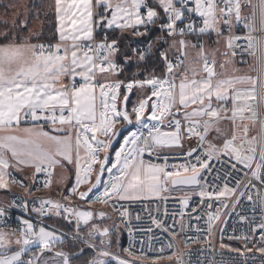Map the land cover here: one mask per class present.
Listing matches in <instances>:
<instances>
[{
	"label": "snow or ice",
	"instance_id": "1",
	"mask_svg": "<svg viewBox=\"0 0 264 264\" xmlns=\"http://www.w3.org/2000/svg\"><path fill=\"white\" fill-rule=\"evenodd\" d=\"M244 4L253 9L248 17L242 16L241 0H154V3L149 0H55L58 42L0 45V189L16 185L30 196L28 184L16 179L9 169L23 172L31 168L34 170L33 179L46 173L49 178L43 187L48 188L53 169L62 167V161H67L76 165V174L75 186L64 197L66 201H71L73 195L85 200L93 188L103 183L101 177L105 172L109 179L104 183L103 191L88 201L90 204L106 205L114 199L132 201L158 196L167 190L166 184L199 186V196L210 198L213 193L201 184L200 172L202 169L211 171L210 161L216 160L230 165V172L237 170V165L242 166L239 171L243 175L233 187L225 183L224 190L218 192V197L233 198L230 212H235L242 198L264 208V37L251 35L257 30V24L264 33V0H258L255 5L252 0H244ZM193 14L201 18L202 26L197 27ZM241 21L249 29L248 47L258 60L255 77L214 80L216 73L211 65L215 62L210 64L203 54V44H192L200 49L203 72L207 74L201 79H196L199 75L196 68H185L177 85L174 69L183 61L178 59L173 63L166 51L159 53L166 68L165 75L128 82L120 106L119 90L124 82L96 79L98 73L111 76L120 71L118 60L127 63L135 54L143 61L151 52L152 44H149L146 50L133 48L129 53L130 45L122 47L123 39L114 34L116 30L120 33L131 30L133 36L141 37L147 36L150 29L158 25L172 39L170 47L186 56L184 50L189 42L183 37L187 34H203L211 29L223 35L221 25L230 33L233 24ZM4 39H8L7 33ZM238 39L239 36L229 35L226 46L231 49L233 41ZM156 41L168 42L164 36H158ZM77 77L83 82L77 84ZM65 78L69 83H65ZM134 86L140 89L151 86V94L129 110L127 93H131ZM153 97L156 100L150 104ZM229 102L231 108L227 107ZM146 112L148 116H145ZM165 120H169L173 131H161ZM222 120L229 121L233 128L222 147H217L207 140V136L213 130L221 132L219 124ZM22 121L31 123V126L21 127ZM134 122L137 130L123 138L122 146L114 152V161L106 167L109 148L114 138L120 135L117 124L132 125ZM45 125H51V128L46 131ZM252 129H255V135H250ZM192 137H196L201 146L207 143L206 160L200 159L201 153L197 149L179 153L185 161L179 165H169L167 155L162 157L165 161L162 165L146 163L143 159L145 153L160 158L162 148H183L182 141ZM82 150L84 155H81ZM100 153L104 155L101 157ZM257 156L259 162H256ZM189 157L194 163L189 162ZM95 165H99V171L92 183ZM169 167L173 170L166 171ZM113 169L117 170L116 173ZM81 185L89 187L86 191H78ZM35 191H40V187ZM19 201L17 203L14 198L11 204L0 205V220L8 216L11 208H20L25 214L32 212L37 217L53 214L62 217L69 224L74 222V230L69 235L49 230L39 220L34 224L31 219L20 218V228L7 232L0 229V264H73V256L79 257L84 248L74 254L57 247L64 245L66 240L78 241L96 250V257L86 264H106L107 257L117 260L118 264H129L103 247L106 242L111 243L107 240L110 229L94 222L96 214L93 211H78L70 203L51 199L38 198L31 202V206L26 199L19 198ZM183 203L187 206L188 199L185 198ZM224 207L229 208V204L225 203ZM207 208H211V203ZM98 215L103 219L107 214L100 212ZM120 216L126 217L128 212L121 211ZM206 216L209 235L216 221L221 225L226 223L221 219L219 209L206 213ZM199 218L197 215L196 219ZM136 219H139L138 214ZM239 219L246 221L248 217L240 216ZM153 223L169 234L168 247L176 249L177 264H185L183 258L189 253L183 251L177 242V237L185 232L184 225L174 227L157 219H153ZM257 229L260 230L257 251L264 253V219L253 231ZM98 236L101 237L100 246L93 242ZM238 238L250 239L247 236ZM182 239L184 248L200 242L192 241L186 235ZM13 243L17 249L11 251ZM31 245L41 246V250L25 259L31 252ZM220 247L227 245L221 243Z\"/></svg>",
	"mask_w": 264,
	"mask_h": 264
},
{
	"label": "built area",
	"instance_id": "2",
	"mask_svg": "<svg viewBox=\"0 0 264 264\" xmlns=\"http://www.w3.org/2000/svg\"><path fill=\"white\" fill-rule=\"evenodd\" d=\"M241 2L242 16H250L253 9L244 4V0H241ZM257 3L258 0H252L253 5ZM192 19L195 20L197 27L202 26L201 18L197 14H193ZM140 30L143 31V27H141ZM221 31L224 33L223 35H218L214 30L210 29L203 34L196 32L187 34L183 38L193 44H203V48L206 44L222 42L225 46V53H227L226 56L236 58L242 63H252L254 71L256 72L255 69L258 60L251 54V49L248 47L249 42L247 37L249 35V29L245 27L244 22L241 21L240 23H234L230 33L227 31L226 26L221 25ZM229 35L240 37V39L233 41V47L231 49L226 46V39ZM251 35L257 38L264 37V33L260 31L258 24L257 30L251 33ZM158 36H164L168 42L164 43L163 41H156ZM136 38H148L143 46L138 47L141 51L146 50L148 45L152 44L151 52L146 55V58L151 56L156 47L159 48V52L166 51L170 58L169 46L172 43V39L168 38L165 33L159 29L158 25L153 26L147 36ZM154 41L155 43H153ZM197 49L199 48L197 47ZM177 60V58H174V63ZM120 69V71L113 75H119L120 72H122L123 67L121 65ZM80 83H82V81L77 84ZM165 126L169 127V120L165 122ZM198 144L199 145L196 149L201 153L200 159L202 161L206 160L207 145L204 144L201 146L200 143ZM178 154H160V158H158L157 156H150L145 153L143 159L146 163L151 162L162 165L165 163L162 157L167 155L169 157L167 161L169 165H179L185 161ZM188 160L189 162L194 163L190 157ZM256 162H259L258 156ZM241 167L242 166L237 165V170L230 172V165L227 163L221 164L216 160L210 161L211 171L202 169L200 172L201 184L204 185V188L207 191L213 193L210 198H201L199 196V186L195 188L174 189L171 184H166L165 187L167 190L164 191L159 198L142 199L132 202H113L111 204V209H113L117 215V222H119L123 229V234L126 236V244L124 245L123 253L112 251L110 247L111 243H105L103 247L120 259L128 261L130 264H136L138 262L143 263L142 260L165 261L163 264H177L176 256L174 255L176 249L168 247V242L170 240L169 234L164 232L161 228H157L153 223V219H157L162 220L166 225L174 227H179L181 224L184 225L185 232L182 233L180 237H177V242L183 251L189 253V255H186L183 258L185 264H264V253L257 251V248L260 247V243L258 242L260 230L257 229L256 231H253V228L264 219V208L259 204L254 205L253 202L242 198L240 204L236 207L235 212H230L233 198L227 196L218 197V192L224 190L225 183H227L228 187H233L236 180L242 177L243 173L239 171ZM172 170L171 167L166 169V171ZM244 171L248 172L249 170L244 169ZM12 174L16 179L24 180L16 173ZM188 175H190V173H188ZM48 178L49 177L46 173H40L30 184L24 180L28 184L29 190L32 194L30 196L26 195L24 191L13 193L6 199L0 198V205H9L14 198H16L17 203L20 202L19 198L26 199L30 202V206L31 202L38 198L46 199L47 197L45 194H47L50 187L44 188L43 183ZM52 182L53 173L51 176V183ZM256 183L257 187H260L259 183ZM16 187L19 188L18 186ZM37 187H40V191H35V188ZM185 198L188 199L187 206L183 203ZM63 203H70L72 207L76 208L72 199L71 201L64 200ZM208 203H211L210 209L207 208ZM225 203L229 204V208L224 207ZM113 205H115V208ZM217 209L221 212V219L226 221V223L221 225L219 221H216L213 225L212 233L209 235L206 213L210 211L214 212ZM121 211H127L128 216L121 218ZM137 214L139 215V219H136ZM197 215L200 217L199 220L196 219ZM240 216H246L248 217V220L241 221L239 219ZM20 218L31 219L34 224L39 220L45 227H48L49 230L55 229L58 232H64L69 235L73 233V231H66L65 229L60 228L57 224H53L49 221V219H58L69 224L62 217H57L54 214L50 217H37V215L32 212L25 214L20 208H11L9 210L8 216L3 220H0V229L10 231L20 228ZM122 219L124 221L123 223L121 222ZM174 220L176 221L175 225L173 224ZM70 225H72L74 230V222ZM37 227H39V224H37ZM148 229H151V231ZM184 235L192 241L199 240L200 242H193L189 248H184L182 239ZM244 236L250 237V239L238 238ZM100 240L101 237L98 236L93 242L100 246ZM65 242L76 244L80 248H84V250L90 249L97 254L96 250L88 248L86 245L81 244L78 241L66 240ZM221 243L227 245V247L221 248ZM248 248L252 249V251H247ZM233 249H239L240 251H233ZM129 252H131L132 255H129ZM169 256H172L173 258L167 259ZM110 259L112 258H105L106 261Z\"/></svg>",
	"mask_w": 264,
	"mask_h": 264
},
{
	"label": "rangeland",
	"instance_id": "3",
	"mask_svg": "<svg viewBox=\"0 0 264 264\" xmlns=\"http://www.w3.org/2000/svg\"><path fill=\"white\" fill-rule=\"evenodd\" d=\"M116 2V0H114ZM55 0H0V45H3L5 43H24V42H30V43H43V44H50V43H44L39 42L40 37L43 35H46L48 39L51 37V33L54 31L57 37V41H59V34H58V21L55 13ZM53 25V27H52ZM8 34V39H4V34ZM125 33H131V31L125 32ZM133 36V35H132ZM12 41V42H10ZM19 41V42H17ZM55 42V43H56ZM54 44V43H51ZM239 60L236 58H228L226 62L228 64L231 62L232 64L237 66L236 63ZM225 62V63H226ZM224 64V62H223ZM238 64V63H237ZM253 64L249 62V67ZM257 73L254 71L252 73V76L255 77ZM246 87V86H245ZM120 92V91H119ZM118 106H119V100H118ZM25 126H31V125H21V127ZM51 128V126H49ZM232 124L229 121H223L221 126V132L222 134L226 132H232ZM46 131L49 129H45ZM136 129H132V131H135ZM250 135H255V129L251 130ZM221 136V135H220ZM223 139L221 142H218L217 147H222L223 145ZM114 152L109 150V164L106 165V167L111 166V162L114 161ZM104 154L100 153V156L102 157ZM73 156L75 158V153H73ZM67 162V161H66ZM68 163V162H67ZM70 166H73L76 172V165L74 163H69ZM62 167L57 166L54 168V182L51 183L49 191L47 192L48 195H56V197H61L60 195H64V193H68V189L65 186L58 187L54 183H64L69 178V171H68V165H66L65 161H62ZM96 169V172L93 173L92 177V183L95 182V175L99 171V165L94 166ZM117 168H119V165H117ZM12 173H18L28 184L32 183L33 177V169L26 168L23 172L15 171L13 169H9ZM116 169H113V173H116ZM102 184L94 189L93 196L89 197V199L80 200L78 195H73L74 200L79 202V205H77L79 208H84L87 206L81 205V201H84L88 203V205H91L92 207H95L97 205H101L100 203L90 204L89 200H94L97 195H99L103 191V185L106 183L109 179V174L107 172L104 173V175L101 177ZM75 186V184H74ZM89 185H81L78 188V191H86ZM19 191H23V189L17 188L15 185H11L9 189H0V198H8L9 195H12L13 193H17ZM56 199V198H55ZM88 208H90L88 206ZM112 208V207H111ZM110 207H107L106 209L96 210L92 209L95 217L94 222L97 224H100L102 227L106 226L110 229V233L112 231H115L116 234L121 235L123 233V229L120 226L119 222H117V215L114 212L113 209ZM91 209V208H90ZM78 210V208H77ZM104 212L106 213V217L101 220L99 217V213ZM7 232V231H6ZM111 235V234H110ZM15 237H13V240ZM111 243L114 242V236H110ZM16 245L13 243L11 245V251ZM35 245H31L30 248L34 247ZM58 248L62 247L65 251H70L72 253H78L79 249L77 251L73 250V248H67L65 246H57ZM112 251L119 253L118 250L115 248V246L110 245ZM16 250V249H14ZM13 250V251H14ZM33 253V250L31 249V252L28 254ZM82 256V253L79 255ZM96 254H91L90 258L86 260L85 262L80 261V264H86L87 261H90L91 259L95 258ZM77 257L73 256V260H75ZM143 263L138 262L136 264H163L165 261H150V260H142ZM75 264V263H74ZM116 264V263H114Z\"/></svg>",
	"mask_w": 264,
	"mask_h": 264
},
{
	"label": "crops",
	"instance_id": "4",
	"mask_svg": "<svg viewBox=\"0 0 264 264\" xmlns=\"http://www.w3.org/2000/svg\"><path fill=\"white\" fill-rule=\"evenodd\" d=\"M119 31V30H118ZM131 31V30H129ZM193 43L189 42L188 43V47L184 50L186 51V56H181L180 52L177 51V49L175 48H172L170 47V60L173 61L174 58H177V59H180L183 61V63L179 66V68H175L174 71L177 72V77H176V84L178 85L180 83V78L181 76L183 75V71L185 68H196L199 75L196 76V79H201L202 77H206V73L203 72V59H202V56H201V53H200V49H197V48H194L192 47ZM137 49V48H136ZM204 50V55L207 56L208 58V61L209 62H212L214 61L215 63L211 66H213L214 68V71L216 73V76L213 78L214 80L215 79H231V78H235V77H243V76H252V73L254 72V68L252 67H249L248 64L249 63H242L240 61H238L236 63V67L234 64H232L231 62L228 64V62H226L228 60V56L225 55V46L222 42H219V43H214V44H206V46L203 48ZM134 59L135 60H139L137 58V56L134 54ZM224 62V64H223ZM226 62V63H225ZM174 63V61H173ZM253 66V65H252ZM166 73V70L164 71V73L162 75H156V74H151V75H148L145 79H148V78H151L152 76H156V77H161L163 75H165ZM189 76L191 77V72H189ZM97 81H108V82H116V81H123L124 83L122 84L121 88H120V97L121 99L119 100V106L122 102V97L124 94H126L127 92V89H126V84L128 82H130L129 80H120L119 79V76L118 75H111V76H102L100 75L99 73L97 74V77H96ZM144 79V80H145ZM134 80H139L137 78V76L135 77V79L131 80V81H134ZM82 81L80 77H77L76 79V83ZM83 82V81H82ZM65 83H69L68 81V78H65ZM165 87H167V85H165ZM97 91H99V89H97ZM177 91H178V88H177ZM129 95V101H128V109L131 110V108L136 105L140 100L144 99L145 97H147L148 95L151 94V86H145L144 89H140L138 86H134L133 89H132V92L131 93H127ZM156 100V97H153L152 98V101H150L149 103L151 104L153 101ZM213 103L214 105H216V101L213 100ZM195 107V106H193ZM227 107L231 108V102L228 103ZM148 112L145 113V116H148ZM181 119V122L182 124L184 123L183 121V118L182 116L179 117ZM171 118H169L170 120ZM168 120H165L163 125L161 126V131H164V132H170V131H173L174 128H169L167 126H165V122H167ZM225 121V120H222L219 124V127L221 128L222 126V122ZM227 121V120H226ZM153 124L155 123H158L157 121H152ZM21 125H31L30 123H25L24 121L21 122ZM51 125H45V129H50ZM117 129H121V128H124V127H128L129 130L123 134L120 142L117 144L116 147H114L113 150H110V151H116V150H119V148L122 146V143H123V138L127 135H129V133L132 131V129H136L137 130V125L135 124V122L132 124V125H128V124H117ZM135 130V131H136ZM251 133V131H250ZM221 135V136H220ZM230 132H226L224 134L222 133H217L215 130L211 131L208 136H207V140L210 141L211 143L215 144L218 146V142H221L222 139L224 140L226 136L230 137ZM100 139H104V137H100ZM183 143V148H176V147H173V148H162L159 150V153L160 154H173V153H181V152H186L187 150L189 149H196L198 147V143H200L198 141V139L196 137H192L190 140H184L182 141ZM207 145V143H205ZM81 155H84V152L83 150L81 151ZM66 165H68V171H69V178L62 184L61 182L58 184L54 183L56 186L58 187H62V186H65L67 187V185L69 184V182L71 181V188L74 187V184H75V169L73 166H70L69 163H67L65 161ZM18 174V173H16ZM32 177H33V173H32ZM53 182H54V169H53ZM70 189H68V193H64V195H60L61 197H56V195H46V199H51L53 201H61L63 202L64 200V197L66 195L69 194L70 192ZM95 189V188H94ZM94 193V191H93ZM164 193V191H162L158 196H151V197H143L141 199H138V200H132V201H139V200H142V199H151V198H159L162 196V194ZM93 196V194L91 195ZM90 196V197H91ZM56 198V199H55ZM71 199L74 201V205L76 207V209L78 208V211H93L92 209H96V210H101V209H106L107 207H112L111 204L113 202H132V201H120V200H110L108 202V204L106 205H97L95 207H92L91 205H88V203L84 202V201H81V205H84V206H87V207H84V208H79L77 205H79V202H77L76 200H74L73 196L71 197ZM86 199H89L86 198ZM88 206L91 208H88ZM102 220V219H101ZM6 231V230H4ZM114 232V231H112ZM111 232V233H112ZM110 234H109V239H110ZM16 248H13L14 249H17V246H15ZM33 250V253H39L40 250H41V246H37L35 245L34 247L31 248ZM12 250V251H13ZM32 254V253H31ZM31 254H28L25 256V259L28 257V256H31Z\"/></svg>",
	"mask_w": 264,
	"mask_h": 264
},
{
	"label": "trees",
	"instance_id": "5",
	"mask_svg": "<svg viewBox=\"0 0 264 264\" xmlns=\"http://www.w3.org/2000/svg\"><path fill=\"white\" fill-rule=\"evenodd\" d=\"M1 1H5V0H1ZM149 1L150 3H154V0H149ZM111 34L112 33H110V35ZM114 34L122 37L123 39L122 47L125 45H130V47L127 49L129 53H131V50L133 48L135 49L137 48L138 50H140L138 47L143 46L148 40V38H143V39L136 38L135 36H132L131 33H120L118 30H116ZM38 41L44 42V43H55L57 41V37H56L55 32L53 31L51 33L50 39H48L46 35H43L42 37H40V40ZM159 53H160L159 48L156 47L154 51L152 52L151 56H149V58H145V60L143 61L135 60L134 54L132 55V58L127 63H125L123 60H118L117 62L123 67L122 72H120V74L118 75L119 79L131 81L135 79V77L137 76L139 80H144L148 75H151V74L162 75L164 71L166 70V68H165L164 62L161 60L159 56ZM71 181L67 185V189L71 188L72 186ZM49 221L53 224H57L60 228L65 229L66 231H69V232L73 231L72 225L63 222L62 220L49 219ZM110 234L114 236V242L113 244L111 243V245L115 246L118 252L123 253V250L125 247L124 245L126 244L125 234L122 233L121 235H118L115 233V231ZM107 240H109V237L107 238ZM62 246H65L67 248H73L74 251L75 250L77 251V249L80 248L78 245L70 243V242H65L64 245ZM93 253L94 252L90 249L84 250V252L82 253V256H79L75 260H73V264L74 263L80 264V261L85 262L86 260L90 258L91 254Z\"/></svg>",
	"mask_w": 264,
	"mask_h": 264
},
{
	"label": "water",
	"instance_id": "6",
	"mask_svg": "<svg viewBox=\"0 0 264 264\" xmlns=\"http://www.w3.org/2000/svg\"><path fill=\"white\" fill-rule=\"evenodd\" d=\"M119 130H120V135L114 138L113 143H112L111 147L109 148L110 150H113L114 147L117 146V144L120 142L123 134H125L129 130V128L128 127H124V128L119 129ZM171 186L174 189H177V188H195V187H198V186H195V185H172V184H171ZM93 191H94V188L92 189V192H90L88 194V197H90L93 194ZM112 263L118 264V261L117 260H112V259L106 261V264H112Z\"/></svg>",
	"mask_w": 264,
	"mask_h": 264
}]
</instances>
